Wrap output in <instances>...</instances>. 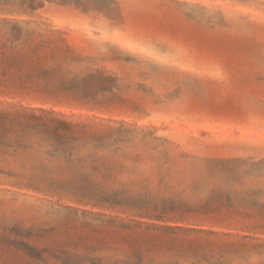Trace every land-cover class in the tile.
Segmentation results:
<instances>
[{
	"label": "rangeland",
	"instance_id": "1",
	"mask_svg": "<svg viewBox=\"0 0 264 264\" xmlns=\"http://www.w3.org/2000/svg\"><path fill=\"white\" fill-rule=\"evenodd\" d=\"M18 1L0 9V264H264V0ZM57 78L127 102L43 93ZM86 115L130 123L123 180L213 198L233 220L140 217L17 181L48 148L25 124ZM196 223L231 235L164 227Z\"/></svg>",
	"mask_w": 264,
	"mask_h": 264
},
{
	"label": "trees",
	"instance_id": "2",
	"mask_svg": "<svg viewBox=\"0 0 264 264\" xmlns=\"http://www.w3.org/2000/svg\"><path fill=\"white\" fill-rule=\"evenodd\" d=\"M27 2L28 0H20L18 4L23 6ZM16 4L17 0H0V9L13 8ZM84 82L78 78L49 79L42 85V92L55 98L67 97L78 103L84 102L96 108L113 104L123 106L127 102L116 93V84L102 82L95 90H84ZM35 119L36 123H27L24 127L41 129L48 148L39 150L42 155L34 166H30L26 172L13 175L18 178L19 183L43 192L74 196L95 201L99 205L121 208L124 212H132L140 217L172 222H222L233 220L236 214L230 208L224 210L213 198L204 202H192L179 198L175 193H166L165 190L153 192L146 184L139 186L143 181L134 179L130 183L123 180L122 176L129 171V166L114 155L120 148L118 142L121 140L122 129L130 124L124 119L97 115H86L80 121L53 117ZM131 184L137 187H131ZM120 227L123 230L131 228L125 223H121ZM164 227L206 237L205 243H212L215 241L213 238L220 235H231L206 229L199 223Z\"/></svg>",
	"mask_w": 264,
	"mask_h": 264
}]
</instances>
